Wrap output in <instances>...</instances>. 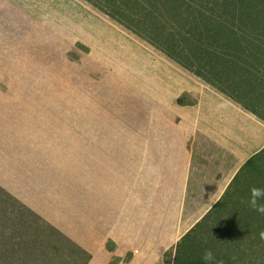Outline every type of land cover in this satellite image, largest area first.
<instances>
[{
  "label": "crops",
  "instance_id": "crops-1",
  "mask_svg": "<svg viewBox=\"0 0 264 264\" xmlns=\"http://www.w3.org/2000/svg\"><path fill=\"white\" fill-rule=\"evenodd\" d=\"M131 36L87 0H0V74L53 75L78 46L95 59L138 65L124 102L110 99L100 80L82 89L80 131L69 133L77 139L65 156L68 170L81 171L80 189L65 190L67 230H53V264L174 263L177 243L207 210L196 204L212 206L233 172L209 175L201 166L202 83L167 60L158 70L164 62H148L149 52L141 60ZM70 215L80 216V230H69ZM62 236L71 240L58 247Z\"/></svg>",
  "mask_w": 264,
  "mask_h": 264
},
{
  "label": "rangeland",
  "instance_id": "rangeland-1",
  "mask_svg": "<svg viewBox=\"0 0 264 264\" xmlns=\"http://www.w3.org/2000/svg\"><path fill=\"white\" fill-rule=\"evenodd\" d=\"M184 2L187 1L180 4ZM194 3L214 9L252 6L257 14L264 9V0ZM158 9L155 19L167 16L165 11L161 16L160 4ZM142 16L141 12L126 19L122 11L117 19H125L138 32L139 35L134 34L120 25L138 42V52L140 49L149 52L148 62L159 61L171 66L167 60L177 66L143 39L163 36L149 33L152 22L145 24L140 20ZM115 54L124 55L123 52ZM72 56L69 60L59 58L57 73L53 75L29 74L30 68H22L24 74H0V264H37L40 256L41 264H53V230L59 236L62 230H67L65 190L72 193L74 188L80 189L75 185L81 171L68 170L65 156L77 139L69 133L80 131L75 120L81 118L82 89L93 90V79L100 80L113 92L109 94L110 99L120 94L119 102L135 92L132 90L136 86L138 65H129L132 61L129 57L95 59L80 46ZM195 79L205 90L202 112L208 114L201 123L199 145L196 143L205 161L201 166L204 171L210 170L209 175L229 173L234 167L226 175L229 178L219 188L212 206L196 204L207 210L199 211L203 213L201 217L181 243H177L175 263L264 264V214L254 211L247 203L253 186L264 187V121L199 78ZM202 185L200 190L204 192L206 182ZM193 206L187 203L186 215L192 212ZM72 217L69 230L76 224L80 230V216ZM65 238L71 240L62 236L58 247L65 245ZM108 244L107 247L111 246ZM209 249L215 256L212 262L203 260L204 252ZM62 256L63 253L58 255L59 261Z\"/></svg>",
  "mask_w": 264,
  "mask_h": 264
},
{
  "label": "trees",
  "instance_id": "trees-1",
  "mask_svg": "<svg viewBox=\"0 0 264 264\" xmlns=\"http://www.w3.org/2000/svg\"><path fill=\"white\" fill-rule=\"evenodd\" d=\"M87 1L137 35L117 17L122 11L126 19L142 12L140 20L152 22L149 33L163 36L143 38L146 43L264 121V9L261 14L245 5L214 9L195 5L199 0ZM159 4L161 16L164 11L167 16L155 19Z\"/></svg>",
  "mask_w": 264,
  "mask_h": 264
},
{
  "label": "clouds",
  "instance_id": "clouds-1",
  "mask_svg": "<svg viewBox=\"0 0 264 264\" xmlns=\"http://www.w3.org/2000/svg\"><path fill=\"white\" fill-rule=\"evenodd\" d=\"M248 205L256 212L264 214V187L253 186L250 189ZM203 260L212 262L215 260L212 250H206L203 254Z\"/></svg>",
  "mask_w": 264,
  "mask_h": 264
},
{
  "label": "bare ground",
  "instance_id": "bare-ground-1",
  "mask_svg": "<svg viewBox=\"0 0 264 264\" xmlns=\"http://www.w3.org/2000/svg\"><path fill=\"white\" fill-rule=\"evenodd\" d=\"M141 54H143V58L146 59L148 56V51L147 50H140ZM155 66L158 68V70L164 71L166 70V68L168 69V66L164 63H161V65L159 63L155 64ZM47 90L44 87V91ZM38 91V90H37ZM51 100L53 101V96L51 97ZM73 125H72V129H73Z\"/></svg>",
  "mask_w": 264,
  "mask_h": 264
}]
</instances>
